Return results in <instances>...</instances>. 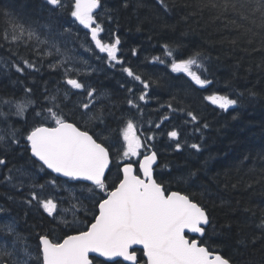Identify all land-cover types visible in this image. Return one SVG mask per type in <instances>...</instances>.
<instances>
[{"label": "trees", "instance_id": "1", "mask_svg": "<svg viewBox=\"0 0 264 264\" xmlns=\"http://www.w3.org/2000/svg\"><path fill=\"white\" fill-rule=\"evenodd\" d=\"M164 3L167 10L158 0H101V7L96 10L97 20L104 28L101 39L112 42L118 36L121 41L118 55L124 63L113 67L108 66L106 54L95 49L90 33L78 22L73 23L66 10L53 12L45 0H0V98L19 99L25 95V89H31L35 102L23 116H9L8 122L18 130L19 145L0 144V158L7 161L0 165V207L6 209L0 213V222L14 220L22 237L19 244L27 243L34 254L39 234L62 240L86 230L93 215L98 214L95 197L99 194L89 193L87 183L63 180L47 169L40 171L23 139L42 122L36 113L50 106L45 97L52 95H58L62 101L69 121L90 133L98 131V122H88L78 109L77 105L85 102L86 92L67 85L65 81L70 76L87 89L96 90L101 102L94 111L102 110L103 122L110 129L122 124L121 117L133 118L142 140L154 137L148 143L158 155L157 182L170 191L189 195L209 214L210 224L200 238L202 243L229 258L232 264H264V228L259 226L264 219V16L252 11L251 6L227 10L212 7L222 5L224 0ZM28 31L37 32L40 41L50 42L29 39ZM14 35L16 40L12 39ZM86 43L89 51L93 49L100 55L101 61L82 51L86 58L81 57L87 62L85 75L68 73L63 77L66 54L72 56L74 49H83ZM166 44L177 59L200 53L203 69L194 66L193 71L211 84L195 85L186 74L173 73L168 61H155L154 57L165 59ZM22 60L34 67H26ZM14 64L24 71L17 72ZM122 67H131L149 82L146 100L137 101L141 112L130 108L126 101L145 91L143 85L133 82ZM128 88H133L134 93L129 94ZM213 93L228 95L237 103L222 110L206 99ZM3 110L7 112L8 108ZM187 112L196 115L197 120L191 121ZM45 123L53 126L50 121ZM157 124L161 125L159 129ZM174 129L180 134V150H176V141L167 136ZM192 144H199L200 150L192 149ZM118 150H122L120 144L113 143L112 164L107 173L109 184L116 179ZM19 168L34 173V179L23 190L13 188L3 179L9 169ZM53 179L55 186L49 183ZM29 184L36 185L37 191L39 185L45 186L39 195L56 201V214L49 216L35 202L26 203L31 191ZM78 202L79 211L73 214L71 206ZM13 239L0 234V246L7 244L11 250ZM136 251L139 261L144 262L143 251ZM93 260L95 264H128L96 257Z\"/></svg>", "mask_w": 264, "mask_h": 264}, {"label": "snow or ice", "instance_id": "2", "mask_svg": "<svg viewBox=\"0 0 264 264\" xmlns=\"http://www.w3.org/2000/svg\"><path fill=\"white\" fill-rule=\"evenodd\" d=\"M162 7L167 10L164 0H158ZM53 12L66 10L73 23L78 22L90 31V40L94 43L99 53L106 54L107 61L115 67L116 64L123 66V60L118 55L121 43L117 36L112 42L101 39L104 28L97 20L96 10L101 7V0H45ZM127 4H125V7ZM251 6L252 11H259L264 16V0H224L222 5L213 4L212 7H222L227 10ZM65 31H69L65 29ZM20 34H24L23 27ZM28 38H35L38 42L48 44L49 40L40 41V35L35 31H28ZM13 40L17 36L12 37ZM52 47L59 48L55 43ZM165 59L154 57L155 61L165 63L173 73L186 74L195 85L205 87L211 81L202 78V75L193 71V67L203 69L200 62V53H195L184 59H177L174 50L169 45H163ZM49 55L51 53H48ZM136 55V50H133ZM21 63L28 68L34 65L27 60ZM17 72H23L24 68L14 64ZM73 69L66 68L65 74ZM122 71L132 79L139 81L143 89L138 97L129 98L126 103L130 108L141 112L137 101H145L148 95L149 82L136 74L131 67H122ZM66 84L72 89H82L86 92L85 102L77 105L83 116H87L88 122L96 121L98 131L91 134L87 130H81L76 122H70L64 113L58 95L45 97L49 107L36 113L42 118L39 126L33 127L23 139L30 148L31 157L39 165V170L50 169L59 177L69 178L77 183H87L89 193L99 195L95 197V206L98 214H94L92 222L86 230H81L73 235H67L62 240H53L48 234L38 235V246L33 250L24 243L20 245L22 237L16 231L15 221L0 222V234L14 237L11 250L8 245L0 246V264H93L90 253H96L100 257L112 260L122 257L131 264H140L134 245L143 246V255L146 257L144 264H232L229 258L221 255L218 251L210 249L208 245L197 239H189L186 231L203 236L205 226L210 224L209 214L205 207L194 202L189 195L179 191H170L154 178V165L157 163V152L152 149L151 141L154 137H146L142 140L137 135V124L133 118L121 117L122 124L116 129H110L103 122V112L94 111L101 101L96 97L95 89H87L78 79L66 78ZM129 94L134 93L133 88H128ZM67 99V93L64 94ZM212 104L222 110L229 109L237 103L228 95L213 93L206 97ZM59 101V102H58ZM35 102L31 99V89H25V95L19 99L15 97L0 98V144L19 145L17 138L18 130L9 123V116H23L33 107ZM7 107L8 111L3 109ZM171 108V105H168ZM191 121L197 120L196 115L187 112ZM164 119H167L166 117ZM45 121H50L53 126H47ZM160 124L155 127L160 128ZM204 127H207L205 124ZM198 130V129H197ZM179 132L172 130L167 136L176 141V150H180ZM113 143L120 144L122 151L119 155L123 166L117 162L116 179L109 184L106 170H110V148ZM106 144L108 146H106ZM192 149L200 150L199 144H192ZM132 157H142L135 161ZM7 161L0 158V165H6ZM134 164L138 167L134 168ZM141 174H137V173ZM58 177V178H59ZM4 182L13 188L23 190L29 180L34 179V173L23 168L9 169L4 176ZM118 181V182H117ZM56 185V180L49 182ZM31 191L26 203L33 202L47 213L53 216L57 213L58 205L52 197L42 198L39 191H43L44 185H39V191L34 184L28 185ZM11 199V197H9ZM75 199V196L72 197ZM6 209L0 207V213ZM73 214L79 211V202L71 206ZM264 228V219L259 225ZM19 248V250H18Z\"/></svg>", "mask_w": 264, "mask_h": 264}, {"label": "rangeland", "instance_id": "3", "mask_svg": "<svg viewBox=\"0 0 264 264\" xmlns=\"http://www.w3.org/2000/svg\"><path fill=\"white\" fill-rule=\"evenodd\" d=\"M88 48L90 49V46H89L88 43H86L85 44V48H83V49H77V50L74 49V53H73L72 56H69L67 54H66V56L64 55L65 56V59H66V66L64 65L65 66V69L66 68L73 69V71L72 72H69V73H72V74H75V75H78V73L85 75V73H84L85 72V68H84L85 66L84 65L87 62L84 59H82V57H81V56H83L82 51H84L86 53L93 54L96 59H98L99 61H101L100 55H98L97 53H95V51H93V49L89 51ZM83 57L86 58V56H83ZM64 66H63V68H64ZM61 73H63V77H66L65 72L62 71ZM77 90H79V89H77ZM119 159L121 160V158H119ZM137 159H141V157H132L131 158V160H134V161L137 160Z\"/></svg>", "mask_w": 264, "mask_h": 264}, {"label": "water", "instance_id": "4", "mask_svg": "<svg viewBox=\"0 0 264 264\" xmlns=\"http://www.w3.org/2000/svg\"><path fill=\"white\" fill-rule=\"evenodd\" d=\"M82 130V129H81ZM110 158H111V155H110ZM111 163H112V159H111ZM111 163H110V166H111ZM157 163H158V156H157ZM157 163L154 165V178H155V166L157 165ZM110 166H109V168H110ZM136 166L134 165V168H135ZM47 170H49L50 172H52L50 169H47ZM108 171L109 170H106V175H107V173H108ZM53 174H55L56 176H58L59 177V174H56V173H53ZM61 178H66V177H61ZM66 179H69V178H66ZM156 179V178H155ZM87 183H90V182H87ZM206 227V226H205ZM187 234H190V235H196V236H199V237H201V235L200 234H197V233H189V232H187L186 231V235ZM73 235V234H72ZM51 238V237H50ZM52 239V238H51ZM190 239V238H189ZM197 240H199V239H197ZM142 249L143 250V246L142 245H134L133 246V249ZM136 255H137V253H136ZM89 256H90V259H92V257H98V258H101V259H104V260H107V261H116V260H119V259H121V260H123V258L122 257H115V258H112V260H108L107 258H104V257H100L98 254H96V253H90L89 254ZM137 258H138V256H137ZM146 258V257H145ZM124 261V260H123ZM126 263H128V264H131V262H128V261H125ZM93 264H94V261H93ZM140 264H142V263H140ZM144 264V263H143Z\"/></svg>", "mask_w": 264, "mask_h": 264}, {"label": "flooded vegetation", "instance_id": "5", "mask_svg": "<svg viewBox=\"0 0 264 264\" xmlns=\"http://www.w3.org/2000/svg\"><path fill=\"white\" fill-rule=\"evenodd\" d=\"M109 66V65H108Z\"/></svg>", "mask_w": 264, "mask_h": 264}]
</instances>
